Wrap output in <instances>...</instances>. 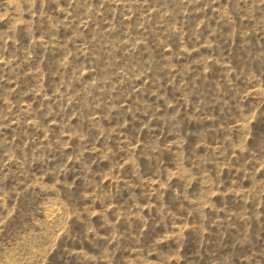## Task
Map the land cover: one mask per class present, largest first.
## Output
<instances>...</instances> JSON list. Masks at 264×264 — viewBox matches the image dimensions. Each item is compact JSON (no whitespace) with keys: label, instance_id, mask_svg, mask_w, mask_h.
Instances as JSON below:
<instances>
[{"label":"rangeland","instance_id":"rangeland-1","mask_svg":"<svg viewBox=\"0 0 264 264\" xmlns=\"http://www.w3.org/2000/svg\"><path fill=\"white\" fill-rule=\"evenodd\" d=\"M0 264H264V0H0Z\"/></svg>","mask_w":264,"mask_h":264}]
</instances>
